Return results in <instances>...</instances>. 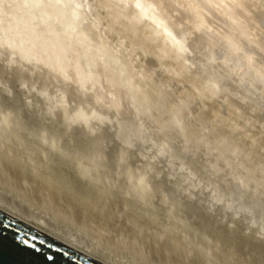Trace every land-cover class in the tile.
Instances as JSON below:
<instances>
[{
    "label": "bare ground",
    "instance_id": "6f19581e",
    "mask_svg": "<svg viewBox=\"0 0 264 264\" xmlns=\"http://www.w3.org/2000/svg\"><path fill=\"white\" fill-rule=\"evenodd\" d=\"M0 65L5 77H10L6 73L13 70L22 73H17L18 83L17 85L14 83L19 93L15 87V91L13 90L9 81L12 77L9 80L4 76V78L0 77L2 91L0 93L4 95L1 98L6 97L3 93L7 96L12 94L15 96L16 93L21 92L23 98L19 96L26 105L19 107H24L25 110L29 107L32 111L35 110L34 108L39 110L43 107L42 117L50 123H54L57 115L66 109L69 114L68 126L64 127L67 132L62 133L66 138L67 135L78 132L76 129L83 128V131L96 141L95 134L100 129L110 130L113 133L111 136L115 138L114 143L116 141L119 143V149L108 150L111 151L110 154L113 153L111 157L119 162V166L124 163L123 166H126L124 168L128 170L135 168V173H142L144 168L151 169L152 165L160 166L158 173L167 175V181L170 178L171 181L179 182L175 184L179 186L178 192H181L182 198L185 195L186 200L196 198L200 202L203 201L207 212L220 216L219 219L225 225L237 223L235 224L237 227L240 224L243 226V231L253 233L263 241L264 0H0ZM2 70L0 71L3 73ZM70 92H74L77 97L72 98L71 93L70 99ZM12 96L8 101L13 104ZM18 104L16 103V106ZM34 115L36 116L35 113L33 117ZM2 121L4 120L1 119L0 122ZM17 127L21 129L20 124L15 126L16 132H18ZM1 128L4 127H0V137L4 136L3 141H5L9 136L6 130ZM25 132L22 131L26 135L28 131ZM235 133L240 138L242 136L243 142L237 138V142L234 141ZM231 134L234 144L230 140ZM29 136L31 138L32 135ZM13 138L17 137L13 136ZM36 139L31 140L34 142ZM38 139L36 143L40 142ZM79 139L83 149L89 146L85 151L80 150V154L73 158L76 162L79 161L78 163L82 165L80 167L85 166L89 171L85 174L81 170V179H85L87 174L93 181L96 177L100 179L104 167L100 164L101 158L97 154V152L102 153L100 147L98 148L100 144L88 141L89 145L84 146L87 142L81 140L80 136ZM33 144L30 145L32 149ZM42 145L40 148L43 150L47 148L49 142L47 146L42 147ZM124 153L135 155L125 156ZM103 156L107 158L104 154ZM132 156L137 157V166L133 164L135 167L128 164L134 162ZM11 157L14 159L13 156ZM127 157H131L132 162ZM124 158L129 161L125 162ZM40 169L36 171L41 174L49 171L48 169V171L46 169L40 171ZM15 171L14 174L17 172ZM32 172L36 173L34 169ZM129 173L127 171V174ZM41 176L44 179L45 176ZM141 181L138 179L136 183L134 182L135 189L142 185ZM99 182L101 188V181ZM175 184L171 185L174 187ZM163 187L161 185V188ZM164 188L161 189V193ZM140 193L141 191L137 194ZM174 194L180 196V193ZM174 196L176 198V195ZM195 204L197 208L199 203ZM0 210L102 264L127 262L126 260L111 262L110 258H100L94 250V244L80 240L79 235L74 236L56 222L47 220L43 215L35 216L28 212L29 209L13 205L9 200L0 198ZM175 228L174 230H179ZM209 241L211 242L210 239Z\"/></svg>",
    "mask_w": 264,
    "mask_h": 264
},
{
    "label": "rangeland",
    "instance_id": "374dc122",
    "mask_svg": "<svg viewBox=\"0 0 264 264\" xmlns=\"http://www.w3.org/2000/svg\"><path fill=\"white\" fill-rule=\"evenodd\" d=\"M0 67H1V65H0ZM2 69L3 68H1L0 70H2ZM2 71H3V73L0 71L2 73V74H0L1 75L0 77L4 76V70H2ZM16 71L13 70L10 72V73L13 72L12 73L13 76L10 73H6V74H9L10 77H8V76L7 77L4 76V77L7 78V80H9L12 77L9 80L12 83V84L11 83L10 84L12 85L13 90L16 88V91L18 92L19 90L17 89L18 87L16 86L18 83V79H16V78H18V75L22 74V73H19L21 71H18V72H16ZM14 72H16V73H14ZM17 73H19V74H17ZM14 75L15 76L17 75V76L15 77ZM13 77H14V80H13ZM13 85H15V86H13ZM1 93H2V91H1ZM1 93H0V99L2 101L0 100V103L2 105L0 104V121H1V119H3L4 121H2V123L0 122L1 124H3L2 126L0 124V127H4L1 129L6 130V132L8 133L7 136H9L8 139L5 138V141H3L4 136H3V138L0 137V167H1L0 168V193H1L0 198L2 200L3 199L6 201L9 200V202L12 203L13 205H16L19 207L21 206V208H23V209L25 208L26 210L29 209L28 212H30L33 215L35 214V216L40 215L42 217V215H43V217H45L47 220H49L51 222H56L63 229L68 230L69 232L74 234V236L78 237V235H79L80 240H83L84 242L88 241V243L90 242L91 244H94V250L97 252V254L100 258H102V259L110 258L111 262H116L119 260H123V261L126 260L127 262L124 261L125 264H201V263L202 264H239V263L240 264H256V263L257 264H264V239L262 241L261 239H258L257 237H255V234L246 232L245 230H244L245 231L244 232L243 226L240 224H238L237 227L235 225L237 223L225 225L223 222H221L222 220H220L221 219L220 216L216 215L217 216L216 217L215 214L211 215L210 212H207L208 210H207V208L204 207L205 203L203 201L200 202V200H197L196 198H195V200L188 199L189 200L188 201V200H186L187 198L184 197L185 195L182 198L181 192H178L179 186L177 184L179 182L174 181V180L171 181L170 178L168 179V181L170 180L168 182L167 181V178H168L167 175L165 176L164 174L162 175V174L158 173L159 172L158 170H160L159 169L160 166L157 167V165H154V166L152 165L151 169H147V170L144 168L142 173L141 172L135 173L136 172L135 168H129V170H128V168H124V167H126V166H123L124 163L120 164V166H119V162H116L115 159H113L111 157V155H113V153L112 154L109 153L110 150L115 151L116 149H119V143L117 141H116L117 143L116 142L114 143L115 138L113 136H111V135H113V133L110 130L108 131L106 128L102 129V130L100 129L101 131L99 130L95 134L97 136V138H95L96 141L94 140L93 137H89L90 135L87 132L83 131L84 130L83 128H82V130H81V128H80V130L76 129V130H78V132H76L74 130L75 132L71 133L72 136L69 134V135H67V138H66L62 134V133L67 132L65 128H67V126H68L67 125L68 124V118L67 117H69V114L67 113L66 109H65V111L62 110L57 115V117L54 119V123H50V122H47L49 120H47L45 117H42V116H44V111H43L44 109L42 107L43 104H41L42 109L39 108V110H38V109L34 108L36 111L35 110L32 111V108L29 109V107L26 106L28 108H26V110H25L23 108L25 107L26 104L22 100L23 97L21 96L22 95L21 92H20L21 95L18 94L19 92L16 93L18 96H16V94H15V96H14V94H12L13 96L11 95L12 100H13V104H12V102L8 101L11 99V96H9V95L7 96L6 93H3L6 95V97H9V99H6V97L4 99V98H1L4 96V95L2 96ZM71 93L73 94L72 98L77 97V96H75L76 94H74V92H70L69 98L72 96ZM14 97H16L15 98L16 100L14 99ZM3 99L7 100V102L4 101ZM16 101H18V102H16ZM4 103H5V105H4ZM8 103H10V104H8ZM16 103L17 104L20 103V104H18L16 106ZM6 104H7V106H6ZM14 104L16 107L14 106ZM19 106H21V107L24 106V107L21 108ZM14 110H16L17 112ZM29 110H31V111H29ZM37 111H40V112L37 113ZM68 111H70V110H68ZM30 112H32L33 114L35 113L36 116L34 115V117H33V114ZM62 113H64V114H62ZM28 114H29V116H28ZM30 115L32 117H30ZM20 119H22V120H20ZM6 120L8 121V124H7ZM45 120H47V121H45ZM12 121H13V123L11 124ZM47 123L50 126H48ZM19 124L21 126V129L23 127V129H25L26 132L31 131L30 134L28 132L26 133L25 130H23V129L22 130L20 129L21 130L20 131L18 127H17L18 132H16L15 126H17ZM41 124L44 126H42ZM51 124H53V125L51 126ZM13 125H14V127H13ZM6 126H8V128ZM9 126L12 128H10ZM51 128L54 131L55 130L56 131L54 132ZM57 128L58 129L60 128L59 131ZM11 131H13V132H11ZM22 131L25 132L27 136L24 133H22ZM32 132H34L35 134ZM19 133H20V135H19ZM36 133H38V135ZM97 134L100 136H98ZM16 135L19 136V139L22 137L20 140H23L24 143H23V141H20L18 139V136H16ZM29 135H32L31 138H29L30 137ZM33 135L36 137H33ZM234 135L237 136L238 134L235 133ZM7 136L5 135V137H7ZM13 136L17 137V138H13ZM79 136H80L81 140L83 139L84 141L87 142L86 144H84V146L85 145L87 146V144L89 145L88 141L91 143L93 142L95 144L97 143V145L100 144V146H98V148L100 147L99 148L100 151L105 156H107V158H106L103 156L102 153H100L102 155L101 156L99 154V152H97V154L99 155V158H101L100 164L104 165V167L102 169L103 174L101 173L102 176L100 175L101 180L99 179V177L98 178L96 177V179L98 181L96 179L93 181L92 178H91L92 179L91 180L90 177L87 176L88 174L86 175V177H88V178L84 177L85 179H81L80 172L83 171L86 174V173H89V171L86 170L85 166H83L84 168L80 167L82 165L78 163L79 161L77 160V162H76L75 159H73V158L75 157V155H79L81 151H83V150L85 151V149L89 146L84 147L85 149H83L81 141L80 142L78 141V140H80ZM96 136H94V137H96ZM235 136H234L235 140L233 139V135H232V139L230 138V140L233 144H234V141L237 142L238 139H240V140L243 139L242 136H241V138L239 135L237 137H235ZM10 137H12V138L10 139ZM37 137L40 139H38ZM68 137H70V138H68ZM33 138H35V139L37 138L38 140H40V142L38 141L39 143L38 142L36 143L37 139H36V141L33 142L32 140H35ZM41 138H42V140H41ZM63 138H65V139L63 140ZM111 138H113V139H111ZM236 138H237V140H236ZM9 139H10V141H9ZM15 139L19 140L20 142L17 140H16L17 142L16 141L14 142ZM26 140H27V142H26ZM44 140H46V141L43 143ZM243 140H242V142H243ZM112 141H113V143L110 144V142H112ZM48 142H49V145L47 146ZM75 142H79V143L75 144ZM239 142L242 143L241 141H239ZM25 143H26V145H23ZM35 143H36V145H35ZM45 143H47V144H45ZM6 144H7V146H6ZM27 144L29 145V147ZM32 144H33V149L30 146ZM42 144L44 146L46 145L48 149L43 148V150H44L43 151L40 148V145H42ZM43 145H42V147H44ZM117 145H118V147H117ZM15 147L16 148L19 147V148L16 149ZM26 147H28V148H26ZM80 147L82 149H80ZM21 148L23 150L25 149V151L21 150ZM108 149H110V150H108ZM20 150L23 152H21ZM3 151L7 154H5ZM26 151H28V152H26ZM97 151H99V150H97ZM74 152L77 154H75ZM42 153L43 154L47 153V154L42 155ZM48 153H50L49 155L51 158H49ZM9 154H11V155H9ZM126 154H127V156L129 154L135 155L134 153L133 154L132 153H124L125 156H126ZM7 155H8V157H7ZM29 155H30V158H29ZM93 155H94V153H93ZM124 155H123V157H124ZM11 156H13L14 159ZM21 156H23V157H21ZM45 158H47V160ZM52 158H53V160H51ZM127 158H130V161L132 162L131 157H127ZM30 159H31V162L34 161L35 163L34 162L31 163ZM38 159H40V160H38ZM111 159H112V161H111ZM132 159L134 162L128 163V164L133 165L135 163L134 165L137 166L136 165L138 162L137 157L132 156ZM43 160H45L46 162ZM124 161L125 162L129 161V159L128 160L125 159ZM1 162H2V164H1ZM7 162H9V163H7ZM110 162L112 163V165ZM50 164H53V165H50ZM41 165H42V167H41ZM125 165H127V163H125ZM2 166L4 169L2 168ZM11 166H12V168H11ZM47 166H49V167H47ZM107 166H109V167H107ZM121 166H123V167H121ZM138 166H139V163H138ZM21 167H22V169H21ZM77 167H78V170H80V171L77 170ZM110 167H111V169H110ZM36 168H39V169L41 168L40 171H43V170L45 171V169H46V171L49 170L51 172L48 171V172H43V174H41V173L37 172V171H39V169L37 170ZM146 168H148V167H146ZM18 169H20V170H18ZM23 169H25V170H23ZM33 169L36 173L39 174V177H38V174L36 175V173L32 172ZM55 169H57V170H55ZM105 169L108 171V173ZM15 170L16 171L18 170V171L16 172ZM14 171L16 172L15 174L13 173ZM76 171H78L79 174ZM127 171H128V173H129V171H131L129 173L130 175L127 174ZM18 172H19V174H18ZM30 172H31V174H30ZM47 173L48 174L50 173L49 174L50 176ZM22 174L24 175V177ZM25 174H26V176H25ZM40 174L44 175L45 177L46 176H49V177H46L47 179H45V177H44V179H43V177ZM56 174H58V175H56ZM104 174H106V175H104ZM77 175L79 177H77ZM103 176H104V178H102ZM162 176H163V178H161ZM30 177H31V179H30ZM52 177L55 180H53ZM33 178L34 179L36 178V179L34 180ZM38 178L39 179L41 178V180H39ZM48 178H50L49 179L50 181H48ZM126 178H128L129 180H127ZM137 178L142 180L141 181L142 185L141 186L139 185L140 187H137L136 188L137 190H136L134 182L138 181ZM59 179H60V181H59ZM88 179H90L91 181ZM163 179H164V181H163ZM83 180H85V181L83 182ZM125 180L127 182H125ZM99 181H101V184H102L101 188H100V184H98V183H100ZM156 181H158V182L161 181L159 183L160 184L162 183L161 184L162 187L163 186L165 187V188L163 187L164 190L162 193H161V189H163V188H161V185L159 183H157ZM104 182H105V184H104ZM172 182H174V183H172ZM46 183H47V186H46ZM84 183H86V184H84ZM175 183H177V184H175ZM75 184H76V186H75ZM96 184H98L99 186ZM166 184H167V186H166ZM171 184H173V185L175 184V186H178V187L177 188L175 186L173 187V185H171ZM80 186H82V188ZM169 186L172 188H170ZM84 187H87V188H84ZM34 188H36V189H34ZM97 188H100L102 190H100V189L98 190ZM125 188L127 191L125 190ZM159 189H160V192H159ZM174 189L175 190L177 189V191H174ZM60 190H61V192H60ZM89 190H90V192H89ZM167 190H169V192H166ZM71 191H73L74 193ZM140 191H141V193H140V195H138L137 193H139ZM96 192H98V193H96ZM130 192H131V194H130ZM135 192H137V193H135ZM171 192L180 193L181 197L179 196V194H174V193L172 194ZM77 194H78V196H77ZM82 194H84V195H82ZM102 194L104 197H102ZM133 194L134 195L136 194V195L134 196ZM87 195H88V197H87ZM174 195H176V198H178V196H179V198H178L179 200L176 199ZM133 196H134V198H133ZM98 197L101 198V202H99L100 198H98ZM181 199L183 202L181 201ZM63 200H64V202H63ZM76 200H79V201L81 200V201L79 202ZM138 200H140V201H138ZM193 201L195 203H199V204H197V208H196V204ZM180 202H182L183 205L182 204L181 205L184 207H182L180 205ZM189 202H190V206H188ZM132 203H134V204H132ZM200 203H201V205H200ZM202 203H204V204L202 205ZM133 205H135V206H133ZM140 205H141V207H140ZM200 206H203L204 209ZM75 207H77V208H75ZM98 207H99V209H98ZM131 207H133V208L131 209ZM153 207H155V208H153ZM105 208H108V209H105ZM116 208H119L120 210L116 209ZM175 208H177V209H175ZM185 208L188 212L186 210H182ZM127 209H128V211H127ZM164 209H165V212H164ZM97 210H98V212H97ZM125 210H126V212H125ZM191 210H193V211H191ZM194 210H196V211L198 210V211L195 212ZM193 212H195V213H193ZM205 212H207L208 214ZM124 214H126V215H124ZM171 214H172V217H171ZM175 214H176L177 218H176ZM178 214H179V217H178ZM122 215H124V216H122ZM195 216H197V217H195ZM99 217H101L102 219ZM109 220H110V222H109ZM88 223H90V224H88ZM112 224H113V226H112ZM227 225L229 226V228L227 227ZM106 226H107V228H106ZM175 227H177V228H175ZM174 228L179 229V230L176 231V230H174ZM186 228H187V230H186ZM202 228H204V229L202 230ZM141 229H142V231H141ZM227 229H228V231H227ZM138 230H140L141 232ZM194 230H197V231H194ZM150 231L153 233H151ZM159 232H161V233H159ZM179 232H181V234ZM251 234H253V235H251ZM177 235H178V237H177ZM181 235H182V237H179ZM206 236H207V238H206ZM245 236H247V237H245ZM149 237H150V239H149ZM175 237L178 238L177 243H176L177 238H175ZM215 238H217V240ZM206 239H208V240H206ZM209 239L211 240L212 243L209 241ZM197 241H198V243H197ZM179 242L180 243L182 242V243L180 244ZM179 245H181V246H179ZM198 248L199 249L201 248L202 250L201 249L199 250ZM244 251H246V252H244ZM192 256H194V257H192ZM209 259L212 260L213 262L210 261Z\"/></svg>",
    "mask_w": 264,
    "mask_h": 264
},
{
    "label": "water",
    "instance_id": "95a60500",
    "mask_svg": "<svg viewBox=\"0 0 264 264\" xmlns=\"http://www.w3.org/2000/svg\"><path fill=\"white\" fill-rule=\"evenodd\" d=\"M11 227L5 229L3 224ZM27 234L29 241L35 237V245L39 251L17 243V233ZM54 257L48 261L46 257ZM0 264H102L91 257L64 245L27 223L0 210Z\"/></svg>",
    "mask_w": 264,
    "mask_h": 264
},
{
    "label": "snow or ice",
    "instance_id": "6c2138e0",
    "mask_svg": "<svg viewBox=\"0 0 264 264\" xmlns=\"http://www.w3.org/2000/svg\"><path fill=\"white\" fill-rule=\"evenodd\" d=\"M3 227L5 229H7V228L11 227V225L8 224V223H5V224H3ZM15 239H16L17 243H19V244H21L23 246H25V247H31L34 251H39V249L35 245V237H33L31 241H29L27 234H24L23 236H21V234L18 232L16 234ZM46 259L48 261H52L54 259V257L51 256V255H48L46 257Z\"/></svg>",
    "mask_w": 264,
    "mask_h": 264
}]
</instances>
